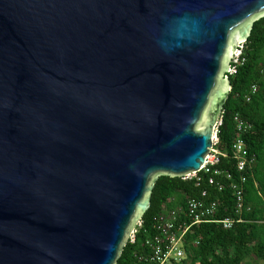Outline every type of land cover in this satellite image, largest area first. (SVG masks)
Masks as SVG:
<instances>
[{
    "label": "water",
    "instance_id": "obj_1",
    "mask_svg": "<svg viewBox=\"0 0 264 264\" xmlns=\"http://www.w3.org/2000/svg\"><path fill=\"white\" fill-rule=\"evenodd\" d=\"M260 16L264 0H0V264H116L156 176L203 165Z\"/></svg>",
    "mask_w": 264,
    "mask_h": 264
},
{
    "label": "trees",
    "instance_id": "obj_2",
    "mask_svg": "<svg viewBox=\"0 0 264 264\" xmlns=\"http://www.w3.org/2000/svg\"><path fill=\"white\" fill-rule=\"evenodd\" d=\"M242 58L243 65L237 68L235 75L227 77L230 91L216 133V149L227 154V158H220L217 168L236 177L234 163L229 159L235 138L233 119L238 115L251 125L244 141L255 163L244 185L242 211L236 213L228 187L217 192L204 182L196 185L194 180L158 175L150 193L149 207L141 218L142 228L136 232L133 244L127 240L116 264H148L140 262L139 257L145 253V240L152 236L153 216L183 206L186 198H199L203 191L207 193V202L217 204L214 221L230 218L241 222L234 223L229 230L213 222L190 227L184 238L189 264H264V16L252 23ZM252 85L256 86V93L246 102Z\"/></svg>",
    "mask_w": 264,
    "mask_h": 264
},
{
    "label": "built area",
    "instance_id": "obj_3",
    "mask_svg": "<svg viewBox=\"0 0 264 264\" xmlns=\"http://www.w3.org/2000/svg\"><path fill=\"white\" fill-rule=\"evenodd\" d=\"M244 43L236 44L235 52L231 54L228 61L225 78L235 75L237 68L243 65L245 61L242 58ZM255 93L256 86L252 85L245 101L249 102ZM233 121L235 138L229 150V159L234 163L237 176L233 177L231 173L223 172L217 168L220 158H227L226 153H221L216 149V133L221 124L220 116L212 137V147L209 149L200 170L184 175L180 179L182 181L194 180L196 185L204 182L208 188L217 192L228 187L232 192L235 211L239 214L244 206V185L248 177L252 175L255 157L249 153L244 141L245 136L252 129L251 125L238 115L234 117ZM206 198L207 193L203 191L199 198H186L183 206L178 205L153 216L151 219L152 236L145 240L144 248L146 250L139 257V261L148 264H189V255L185 251L184 238L190 227L213 222L221 225L223 229L229 230L234 223L241 222V220L235 221L230 218L214 221L213 216L217 212V204L216 202H207ZM141 228L142 222L140 221L128 237L130 244L135 242V234Z\"/></svg>",
    "mask_w": 264,
    "mask_h": 264
},
{
    "label": "rangeland",
    "instance_id": "obj_4",
    "mask_svg": "<svg viewBox=\"0 0 264 264\" xmlns=\"http://www.w3.org/2000/svg\"><path fill=\"white\" fill-rule=\"evenodd\" d=\"M227 61V60H226ZM227 63H225V65H226ZM228 90V89H227ZM252 264H260L259 262H253Z\"/></svg>",
    "mask_w": 264,
    "mask_h": 264
},
{
    "label": "flooded vegetation",
    "instance_id": "obj_5",
    "mask_svg": "<svg viewBox=\"0 0 264 264\" xmlns=\"http://www.w3.org/2000/svg\"><path fill=\"white\" fill-rule=\"evenodd\" d=\"M222 76H223V74H222Z\"/></svg>",
    "mask_w": 264,
    "mask_h": 264
}]
</instances>
